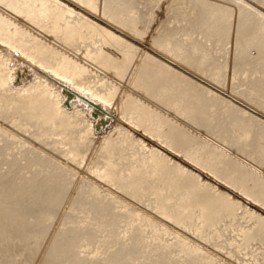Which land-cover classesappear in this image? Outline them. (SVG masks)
Segmentation results:
<instances>
[{
  "label": "bare ground",
  "instance_id": "bare-ground-1",
  "mask_svg": "<svg viewBox=\"0 0 264 264\" xmlns=\"http://www.w3.org/2000/svg\"><path fill=\"white\" fill-rule=\"evenodd\" d=\"M121 1L0 0V264H33L42 241L28 248L21 237L55 222L51 248L42 249L39 264H159L164 255L166 264H224L198 249L190 234L219 248L231 244L229 238L219 240L220 217L234 207L229 193L147 149L130 136L129 126L114 123L117 128L99 138L102 160L97 156L84 165L91 175L84 171L72 179L64 173H75L66 162L78 161L98 128L91 131L92 121L85 117L87 99L46 73L98 103L111 97L109 86L95 89L78 79L88 69L103 72L114 90L130 68L157 0L143 11L120 6ZM185 1L170 6L171 27L164 26V37L152 42L135 67V85L122 105L131 108L133 126L167 141L175 152L210 145L215 174L264 207V136L257 132L258 122L264 126V102L241 86L243 67L249 66L259 73L254 81L264 93V0ZM60 3L65 10H59ZM187 4L196 5L200 16L196 43L209 47L214 60L172 36L174 22H189L180 13ZM73 5L85 11L80 25L68 27ZM60 14L62 42L51 32V21L57 23ZM75 36L97 48L76 56L70 49ZM227 46L238 52L228 54ZM216 104L220 109L214 111ZM243 113H250L256 128L249 131L239 122ZM230 123L236 124V138ZM24 167L30 175L16 181ZM245 169L259 172V178L248 180ZM114 184L137 203L112 190ZM253 207V220L242 226L236 248H249L247 255L255 254L251 263L264 264V212ZM54 243L61 248L58 254Z\"/></svg>",
  "mask_w": 264,
  "mask_h": 264
},
{
  "label": "rangeland",
  "instance_id": "rangeland-1",
  "mask_svg": "<svg viewBox=\"0 0 264 264\" xmlns=\"http://www.w3.org/2000/svg\"><path fill=\"white\" fill-rule=\"evenodd\" d=\"M151 1L152 0H122L121 2H119V5L122 6V2H123L125 3L124 5H131L133 7L138 6L139 8H141L140 10L143 11V10L148 9L146 7L149 5V2ZM180 2L186 3L185 0H157L156 6L153 9L150 8L151 10L148 12V15H146L148 18V22L146 23V26L144 27V32L141 33L140 35L142 37L139 39L138 44L135 46V50L133 52V58L130 63V68H128L123 73L120 79V83L114 90H112L111 88V82H110L109 76L103 72L92 73L90 69H88L86 72L82 74V77L78 79V80H82L86 82L87 86L93 87L95 89H99V88L105 89L107 86H109L110 91L112 92V95L111 97L106 99L105 102L98 103L94 101L90 96L86 95L85 92L80 93L79 90L71 87L70 85L66 84L64 80L55 76L53 72H51V74L46 73V75L50 76L51 78H55L57 82L63 84L68 89H71V91L73 90L77 94L81 95L83 98L87 99L88 102H85L84 104L86 106L85 117L88 118V120L92 121L91 124L93 125V128L91 131H93V129L96 128V125L100 124L101 120H106L105 125H99V128L94 132V136L92 137V140H90L87 143V145L85 144L86 148L84 149V154H82V156H79L77 158L78 161L69 162L67 161L68 159L66 160L67 161L66 166L68 165L71 168H73L75 170V173L66 172V171H64V173L72 177V179H77L80 176H84V171L87 172L89 175H91L92 171L87 170L84 165H86V163L88 162L89 163L94 162L97 156H99L97 160H102L100 156L103 154L99 152V149H98V145L100 144L99 138L107 134L110 131V129L115 128V127L117 128L119 124H124L125 126H129L133 130L132 132H130V136L133 137L134 135L135 139L139 140L140 142L141 141L145 142V144L147 145L146 146L147 149L148 148L156 149V151L160 153L161 155L172 158V160L175 159L176 161H178L177 163L179 165H182V166L185 165L191 168V170H193L192 171L193 174L200 175L201 176L199 178L200 180L202 178L209 179L214 182V185L216 187H220L221 189L229 193L227 195V198H229L233 202L234 207L232 208L231 213L224 212L222 213L220 217L219 221L224 222V227L222 228V232L221 233L219 232V236H220L219 240H222V239L224 240L225 238H229L232 240L230 241L231 244L227 246L225 245L223 248H219V247L213 246L210 242H206L200 239L199 237L194 236L193 234H190L193 237V240L199 245L200 248L198 249L208 253L209 256H212V258L219 260L221 263H224V264H253L251 263L253 260L252 256H254L255 254L248 256L247 252L249 251V248H246V250L242 248H236V246L238 245L237 240H240L242 237L243 231L241 230H242V226L246 227L245 222L247 221L251 222L253 220V215L251 214L254 208L253 206L261 209V211L263 212H264V209H263L264 207L262 205H258L257 202L256 204L253 200L249 199V197L247 198L246 196H244L241 190H238L237 188L230 185L225 180H222L217 174H215L216 173V171L214 170L215 165L212 164V161L216 160V157L214 156V151H212L213 149L211 148L210 145H208L207 147H203L205 144L203 142L201 144L199 143L198 145H193L191 150L189 148H184L181 152H175V150L171 148L170 144L167 141L158 139L154 135H150L151 133L148 132L147 130L139 129L136 126H133L132 123L128 120V116L131 114V111H132L131 108L126 107L127 109H125L122 105V100H124V96L126 92L128 91L129 87L133 84L132 81L136 79V75H134L135 67L143 61L145 52L153 49L151 47L152 42L155 41L157 38L164 37L163 29L165 27L170 29L171 26H170V23L168 22L170 21L169 19V13L171 11L170 6H172L173 4L176 5ZM59 10H65V6L61 4V7L59 8ZM84 11L85 10L83 9V7L73 5V10H71V20H69V22H67L66 25L68 27H73L74 25H80L81 15H82V12ZM180 13L184 14L185 16H188L190 19H189V22L187 21L183 23L174 22L176 24L174 31L172 30L173 31L172 36L174 37V39H177V38L186 39L187 44L194 45L196 49L198 47V50L202 54H206L207 56H211V58H213L214 56L209 55V50H210L209 47H207L204 44L196 43L197 42L196 38L198 37L197 31H199V22H200V16L198 15L199 12H198L197 6L191 5V4L184 5ZM65 18H69V16L65 14ZM64 23L65 22L61 20V14L59 16V20L57 21V23L55 20L51 21V32L53 33L52 36H54L56 41L58 42H62L61 34L58 31L63 27ZM191 23H194V25H192ZM175 29H184L185 32L177 35V32L175 31ZM174 39L172 40L174 41ZM91 48H97V44L93 43L92 40L90 39L83 40V39L77 38L76 36L73 38L70 44V49L72 51H77L78 54L76 53V56L81 54L83 50L91 49ZM252 48H250V50L252 49L253 51V52L251 51L252 53L251 55L255 56L253 54H257L255 53L257 52V50L255 47H252ZM186 50L188 51L189 49L186 48ZM225 50L227 51L228 54L233 53V52H238L237 48H233L231 46H227ZM249 52L248 54L250 55ZM53 56L56 58L55 55ZM57 57H59V55H57ZM212 60H214V58ZM209 64L211 66V64L213 63L209 62ZM248 68L249 66L243 67V69H245L246 71L241 76V79L244 81V83L241 86L245 90L249 89L252 96L258 97L257 101L259 104L263 103L264 93L259 90V88L255 85L256 82L254 81V79L258 78L259 73L253 72L252 70ZM98 74L99 76H97ZM205 82L208 83V80H205ZM242 97H244V95H242ZM96 107H99L100 114L97 116H94L93 112L95 111ZM218 109L220 108L216 104L213 107V110L217 111ZM177 110H179V108ZM239 122L240 123L243 122L245 125H247L249 127L248 128L249 131L256 128L255 121L254 123L251 121L250 113H243V116L241 119H239ZM114 123L117 124V126L116 125L114 126L113 125ZM230 125L233 127L231 132L235 134V138H236V129H235L236 124L230 123ZM258 125H259V130L257 131L258 134L260 136H264V126H261L259 122H258ZM250 126H253V128H250ZM167 140H170V138H167ZM133 142H134V145L137 144L135 141ZM262 144L264 145V138L262 139ZM259 149L260 148L257 147L255 150L259 151ZM55 154L58 155V153H55ZM81 158H83L84 160L81 161ZM79 162H83V163H79ZM35 165L36 163L33 164V167ZM20 172H21V175L17 178L16 181H22L24 178L28 177L31 173V170L24 167L20 170ZM1 173H3V170L0 169V174ZM47 173L51 175L50 171H47ZM244 174L248 176V180H251V179L254 180V179L259 178L260 173L254 170L250 171V170L245 169ZM47 181L51 182V176H47ZM248 184L249 182L246 183V185ZM118 187H119L118 184H114L113 186H111L112 190L116 191L118 194H120V196L122 195L126 198L131 199L135 203H137L136 200L126 195L122 190L118 189ZM69 189L71 190L72 187H70ZM260 206H262L263 208H261ZM165 220L168 221L167 219ZM56 223L57 222L52 224L49 227V229H46V230L43 229L40 231H30L21 237V243L23 244V246H26L28 248H31V246H36L40 243V241H42L39 247L40 249L38 248L39 250H37V248H35L36 253L34 251V253L36 254V258L37 257L38 258L37 259L35 257L32 258L34 254L31 257L32 261L36 260L33 262V264H36V263L39 264L41 255L43 254L47 246L51 248V243L53 242L52 232L54 231V225ZM170 223L173 224L172 222ZM247 225L249 226V224ZM176 231L181 232V229L179 228V230H176ZM53 249L57 254L61 250L60 246L57 243L53 244ZM259 251L260 249L257 250V252ZM22 256H21V259H22ZM164 257L160 258V260L158 259L159 264H166V260L167 261L169 260V258H164ZM12 259L13 257H11L10 260L12 261ZM18 259L21 260L20 257ZM19 260H16L14 262L17 263L19 262ZM29 262L32 264L31 261H27L26 263H29Z\"/></svg>",
  "mask_w": 264,
  "mask_h": 264
},
{
  "label": "water",
  "instance_id": "water-1",
  "mask_svg": "<svg viewBox=\"0 0 264 264\" xmlns=\"http://www.w3.org/2000/svg\"><path fill=\"white\" fill-rule=\"evenodd\" d=\"M68 95L70 96L71 94L68 93ZM99 114H100V109H99V107H96L95 111L93 112V115L97 116ZM105 123H106V120H101L99 125H105ZM99 125H96V128H99Z\"/></svg>",
  "mask_w": 264,
  "mask_h": 264
}]
</instances>
